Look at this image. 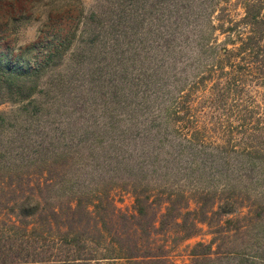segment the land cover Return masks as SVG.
Masks as SVG:
<instances>
[{"label":"trees","instance_id":"16d2710c","mask_svg":"<svg viewBox=\"0 0 264 264\" xmlns=\"http://www.w3.org/2000/svg\"><path fill=\"white\" fill-rule=\"evenodd\" d=\"M102 1L40 65L0 52V106L24 105L0 114V264H168L167 221L215 229L209 264H264L258 240L214 248L264 225V0ZM71 63L113 69L125 107L59 100Z\"/></svg>","mask_w":264,"mask_h":264},{"label":"rangeland","instance_id":"374dc122","mask_svg":"<svg viewBox=\"0 0 264 264\" xmlns=\"http://www.w3.org/2000/svg\"><path fill=\"white\" fill-rule=\"evenodd\" d=\"M52 1L0 0V52L8 53L10 51L13 59L22 55L26 62L31 63L32 66H38L45 62L49 53L54 52L75 30L82 8L86 14H90L103 2L102 0H80L79 5L72 1L70 3L59 2L54 6ZM75 58L79 60L73 48L67 52L66 60L76 63ZM69 68L70 83L73 85L70 84L65 93L56 95L59 100L62 98L66 105L73 106V98L77 96L78 90L82 100L80 107H125L123 104H119L111 89L112 84L115 83L113 69H101L94 73H88V75H76L74 64H69L65 70ZM76 87L79 89L76 90ZM104 90L105 93L102 97ZM44 99L48 100V97L45 95ZM125 101V105L128 103L131 104L130 106H135V102L132 103V100L130 102L126 99ZM25 104L28 105V103ZM19 107H24V105L22 103L2 104L0 114H14ZM29 107H34V105ZM112 198L120 210L134 212V197L130 191L115 190L112 193ZM191 207L195 208L194 205ZM243 211L247 214L246 209ZM246 222L243 221V223ZM200 227L201 230L195 237L185 241H177V233L181 228L173 227L169 221L165 223V227L163 226L158 231L155 240L160 246H167L168 264H209L193 254H199L202 251L201 248L196 247L197 244L209 245L211 243L214 237L212 233L215 229L206 224H201ZM249 230L250 233L247 235L237 236L233 239L219 238L220 240L214 245V248L218 249L217 245L219 244L224 247L219 250L227 253L224 250L227 247L230 248L232 245H239L242 248L243 245L249 247V244L258 240L260 243L259 253L264 252V225L257 226L255 229L252 227ZM251 236L253 238H250Z\"/></svg>","mask_w":264,"mask_h":264}]
</instances>
